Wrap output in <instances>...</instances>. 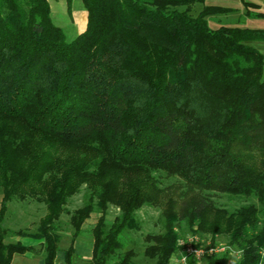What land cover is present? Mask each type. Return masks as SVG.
Here are the masks:
<instances>
[{"label":"trees","instance_id":"1","mask_svg":"<svg viewBox=\"0 0 264 264\" xmlns=\"http://www.w3.org/2000/svg\"><path fill=\"white\" fill-rule=\"evenodd\" d=\"M81 1L87 29L67 42L49 0H0V264L32 249L6 243L3 227L9 204L28 199L46 215L36 234H15L39 241L45 264H57L58 222L83 187L90 194L70 216L63 264H74L93 213L92 264H136L133 250L118 252L146 205L164 218L165 231L145 237L156 264H172L180 223L229 237L242 252L236 264H264V55L251 46L264 30L211 28L208 17L233 11L193 16L206 0ZM156 172L181 182L162 188ZM211 193L260 206L230 212ZM109 206L120 210L110 227Z\"/></svg>","mask_w":264,"mask_h":264},{"label":"rangeland","instance_id":"2","mask_svg":"<svg viewBox=\"0 0 264 264\" xmlns=\"http://www.w3.org/2000/svg\"><path fill=\"white\" fill-rule=\"evenodd\" d=\"M54 9V18L55 22L61 27L65 33L67 42H72L77 36V21L80 19L83 3L81 0L74 1L70 5V11L68 12V3L67 0H51ZM210 5L223 6L228 8H237L239 6L237 0H208ZM200 4L192 6V15H198L200 10ZM186 7H180L178 10H185ZM52 14L53 10L51 9ZM239 12H234L232 15L222 14L216 15L215 18H212L210 21V26L213 29H218L221 26H230V27H247L244 23V19L235 18ZM232 16V17H230ZM230 18H235L231 21ZM73 19L75 21H73ZM217 19L218 21H216ZM53 21V22H54ZM222 22V23H220ZM252 26H257L260 29H264V21L256 22ZM251 46L258 49L264 55V42H251ZM156 178L160 181L162 188H168L171 185L180 183V179L176 176H170L165 172H156L154 174ZM89 192L86 187H83L81 192L73 196L66 206L65 213L61 216L60 221L58 222L59 234L61 235L60 251L59 256L57 257V263L60 258H63L64 251L70 247L72 235L74 233L73 228L70 223L71 214L82 207L88 200ZM215 203L230 212H233L243 206L256 205L259 207V203L255 197L250 198H238L231 197L219 193L210 194ZM120 214V210L114 206H109L106 216L107 226L110 227L116 217ZM46 215V206L42 203L37 202L34 199H28L27 201L21 202L14 200L9 204L8 213L3 227L9 231L8 243H15L18 241L23 242V244L34 243L40 244L39 241L33 240L30 238H23L17 236L15 233L22 230L30 234H36L38 232L39 222ZM137 220L139 222V229L127 231L122 236L124 243V249L119 251L118 254H123L129 250L135 252V257L133 261L136 264H156V261H153L147 258L144 255V251L147 247L145 242V237L147 235H156L163 233L164 229V218L162 215V210L150 205L142 207L136 213ZM100 214L93 213L91 218L86 221L83 226V233L77 239L79 242L77 249L74 254V264H92V254L91 249H93V236L92 229L95 227ZM178 231L181 236L186 237L191 234L190 230L184 223L178 225ZM201 237L205 240L212 241L215 245L223 248L225 251L218 256L228 252V260L224 264H236L242 256V252L238 247L229 246V237L227 236H218L215 239L209 234L199 233ZM82 247V248H81ZM117 258V257H116ZM172 264L176 263V254L172 258ZM203 264H207L206 262Z\"/></svg>","mask_w":264,"mask_h":264},{"label":"crops","instance_id":"3","mask_svg":"<svg viewBox=\"0 0 264 264\" xmlns=\"http://www.w3.org/2000/svg\"><path fill=\"white\" fill-rule=\"evenodd\" d=\"M74 1H76V0H73L70 3V5L73 4ZM237 1H238L239 6L237 8H234V9L229 8L233 12L229 13L228 16L232 15V13H234L235 11L239 12V14H237V16H235V18H238V19L241 18L240 20L245 18L244 23H246L245 25H247L246 28L260 29L257 26H252V25H254L256 22L264 21V18L254 17V15L257 13L264 14V0H237ZM49 3L51 6V9L53 10L52 18L54 21L55 20V18H54L55 14H54V9H53V5L51 3V0H49ZM67 3H68V12H69L70 5H69L68 0H67ZM246 3L248 5L253 4V5H255V7H249V6H247ZM197 4H200V3H197ZM209 6H217V5H210L208 3V0H206L204 4H200V7H201L200 10L202 11L205 7H209ZM217 7H223V6H217ZM223 8H228V7H223ZM220 15H222V14H220ZM215 16L216 15H213V16H210L207 18V20L209 21V24H210V21L212 20V18H215ZM230 17H232V16H230ZM235 18H230V19H231V21H233ZM215 20L218 21L217 19H215ZM73 21H75V20L73 19ZM54 23L58 26V24L55 21H54ZM220 23H222V22H220ZM87 25H88V12L85 10V7L83 5L80 19L77 21V25L75 26L77 28L76 31H77L78 35H80L86 31ZM2 199H3V193H2V191H0V209H1ZM8 208H9V206H8ZM7 240H8V238H6V240H5L6 243H8ZM78 243H79L78 241L75 242V245H74L75 250L77 249ZM24 245L31 246L32 247L31 251L26 252L24 254H15L11 264H45V259H44V254H43L41 244L36 245L34 243H27V244L24 243ZM91 254L93 255V249H91ZM58 256H59V252H58L57 257ZM62 256H63V258H60L57 264H63L65 262V251H64V255H62ZM56 262H57V259H56Z\"/></svg>","mask_w":264,"mask_h":264},{"label":"built area","instance_id":"4","mask_svg":"<svg viewBox=\"0 0 264 264\" xmlns=\"http://www.w3.org/2000/svg\"><path fill=\"white\" fill-rule=\"evenodd\" d=\"M225 250L212 241L205 240L199 234L181 236L178 240V252L175 264H203L223 253Z\"/></svg>","mask_w":264,"mask_h":264}]
</instances>
